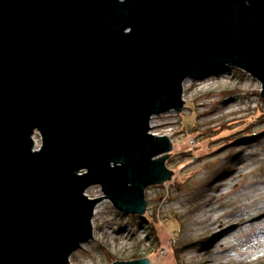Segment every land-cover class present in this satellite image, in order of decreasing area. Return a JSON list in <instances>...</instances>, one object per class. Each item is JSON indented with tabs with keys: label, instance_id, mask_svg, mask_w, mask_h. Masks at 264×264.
<instances>
[{
	"label": "water",
	"instance_id": "obj_1",
	"mask_svg": "<svg viewBox=\"0 0 264 264\" xmlns=\"http://www.w3.org/2000/svg\"><path fill=\"white\" fill-rule=\"evenodd\" d=\"M228 68L264 98V0H0V264H71L103 200L144 216L173 174L152 118Z\"/></svg>",
	"mask_w": 264,
	"mask_h": 264
},
{
	"label": "rangeland",
	"instance_id": "obj_2",
	"mask_svg": "<svg viewBox=\"0 0 264 264\" xmlns=\"http://www.w3.org/2000/svg\"><path fill=\"white\" fill-rule=\"evenodd\" d=\"M261 92L257 80L233 68L185 82L183 112L151 120L156 130L177 132L165 161L171 180L147 189V220L101 201L94 239L73 253L71 264L145 258L152 264H264ZM34 140L39 148V133ZM87 191L103 195L98 186ZM221 223L226 232L219 239Z\"/></svg>",
	"mask_w": 264,
	"mask_h": 264
},
{
	"label": "built area",
	"instance_id": "obj_3",
	"mask_svg": "<svg viewBox=\"0 0 264 264\" xmlns=\"http://www.w3.org/2000/svg\"><path fill=\"white\" fill-rule=\"evenodd\" d=\"M154 118V117H153ZM152 118V119H153ZM157 122V121H156ZM156 124L157 123H155L154 125H151L152 126V131H151V133H153L154 135H156V136H167L169 139H171L172 140V136H174L175 135V133L177 132V131H172V129H167L166 131L165 130H163L162 129V127L159 129V130H156ZM156 126V127H155ZM155 127V128H154ZM146 192H147V190H146ZM89 193V191H86V194L89 196V197H91V198H100V197H92V195H89L88 194ZM103 196V195H102ZM107 201V200H106Z\"/></svg>",
	"mask_w": 264,
	"mask_h": 264
},
{
	"label": "bare ground",
	"instance_id": "obj_4",
	"mask_svg": "<svg viewBox=\"0 0 264 264\" xmlns=\"http://www.w3.org/2000/svg\"><path fill=\"white\" fill-rule=\"evenodd\" d=\"M98 208H99V206H97L96 207V210H95V214H97V212H98ZM215 219V218H214ZM211 225V224H210ZM231 225V224H230ZM219 226V228L220 229H217L216 231V237H219V239L220 238H223V235H224V233L226 232V230L224 229V227H225V224L224 223H221L220 225H218Z\"/></svg>",
	"mask_w": 264,
	"mask_h": 264
},
{
	"label": "trees",
	"instance_id": "obj_5",
	"mask_svg": "<svg viewBox=\"0 0 264 264\" xmlns=\"http://www.w3.org/2000/svg\"><path fill=\"white\" fill-rule=\"evenodd\" d=\"M246 127L249 128L248 125H246ZM252 134H253V133H252ZM255 134H256V133H255ZM255 134H254V135H255ZM254 135H252L251 137H248V138H253ZM256 136H257V134H256ZM234 141H236V140H234ZM234 141H233V142H234ZM133 217H135V218H137V219H140L141 217H142V219L145 218L144 216H141V217H139V216H132V218H133ZM145 219H146V218H145ZM146 220H147V219H146Z\"/></svg>",
	"mask_w": 264,
	"mask_h": 264
}]
</instances>
